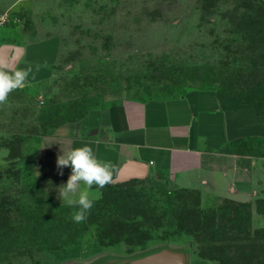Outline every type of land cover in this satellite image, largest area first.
<instances>
[{
    "label": "rangeland",
    "instance_id": "rangeland-1",
    "mask_svg": "<svg viewBox=\"0 0 264 264\" xmlns=\"http://www.w3.org/2000/svg\"><path fill=\"white\" fill-rule=\"evenodd\" d=\"M4 17L19 41L57 36L60 55L53 77L0 105V264H94L159 245L190 264H264V203L201 210L163 173L113 174L76 223L78 206L59 199L71 168L56 166L80 121L118 102L214 89L264 111V0H22Z\"/></svg>",
    "mask_w": 264,
    "mask_h": 264
},
{
    "label": "crops",
    "instance_id": "crops-1",
    "mask_svg": "<svg viewBox=\"0 0 264 264\" xmlns=\"http://www.w3.org/2000/svg\"><path fill=\"white\" fill-rule=\"evenodd\" d=\"M20 1L0 0V65H32L22 87L32 89L54 76L60 40L11 35L4 16ZM80 126L69 150L90 146L98 160L115 165L113 174L126 166L134 179L163 173L201 210L246 203L257 211L264 201V111L236 94L192 89L173 99L127 100L89 114Z\"/></svg>",
    "mask_w": 264,
    "mask_h": 264
},
{
    "label": "clouds",
    "instance_id": "clouds-1",
    "mask_svg": "<svg viewBox=\"0 0 264 264\" xmlns=\"http://www.w3.org/2000/svg\"><path fill=\"white\" fill-rule=\"evenodd\" d=\"M40 67L41 65L37 64L36 71H39ZM30 74H33L32 65L25 68L0 65V105L8 103L10 93L22 88ZM56 166L60 175H63L65 167L71 168L66 184L59 187V199L70 207L78 206V210L72 216L74 222L86 221L87 214L94 205L91 189L94 185L98 189H103L110 184L115 165L111 161L98 160L93 149L85 145L61 151L57 156Z\"/></svg>",
    "mask_w": 264,
    "mask_h": 264
},
{
    "label": "water",
    "instance_id": "water-1",
    "mask_svg": "<svg viewBox=\"0 0 264 264\" xmlns=\"http://www.w3.org/2000/svg\"><path fill=\"white\" fill-rule=\"evenodd\" d=\"M145 174V173H144ZM141 174V175H144ZM120 179L132 178L136 175L130 166L122 168ZM140 176V175H139ZM94 264H190V252L184 248L170 245H159L128 257L101 258Z\"/></svg>",
    "mask_w": 264,
    "mask_h": 264
},
{
    "label": "trees",
    "instance_id": "trees-1",
    "mask_svg": "<svg viewBox=\"0 0 264 264\" xmlns=\"http://www.w3.org/2000/svg\"><path fill=\"white\" fill-rule=\"evenodd\" d=\"M237 95V94H236ZM239 96V95H238ZM249 103V102H248ZM251 104V103H250ZM251 105H253V104H251ZM260 203H264V201H260L259 203H258V205L260 204ZM235 204V203H234ZM261 210L259 211V212H261V213H263L264 214V210L262 209V208H260ZM262 263H264V254L262 255V257H261V260H260Z\"/></svg>",
    "mask_w": 264,
    "mask_h": 264
}]
</instances>
